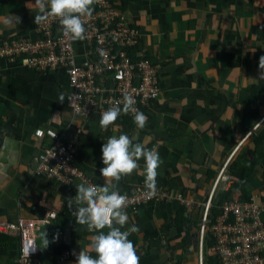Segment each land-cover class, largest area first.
<instances>
[{
  "label": "crops",
  "instance_id": "0c3cea01",
  "mask_svg": "<svg viewBox=\"0 0 264 264\" xmlns=\"http://www.w3.org/2000/svg\"><path fill=\"white\" fill-rule=\"evenodd\" d=\"M109 1L140 29L135 55L140 51L159 69L160 95L141 108L147 125L138 129L128 113L102 131L98 110L72 123L63 69H35L22 57L0 56V219L38 220L56 212L51 225L36 232L42 264H76L80 250L96 258L89 245L98 233L77 224L72 215L76 205L68 207V199L77 194L76 185L88 184L78 177L67 184L38 174L40 154L53 140L35 132L52 127L70 138L82 128L74 165L100 186L105 183L99 171L105 166L103 143L110 136L127 134L158 150L163 164L157 188L173 196L126 211L129 220L122 230L139 228L128 239L140 264H200L205 206L228 161L229 179L219 185L213 206L222 199H264V137L254 135L264 131V79H259L258 69L264 55V0ZM34 4L35 0H0V40L41 38ZM76 52L79 64L95 61L84 41L77 42ZM251 131L255 132L247 137ZM140 164V172L119 182L122 195L145 187L143 160ZM179 194L191 199L193 207L181 204ZM221 207L216 205L210 213L211 223L221 216ZM18 247L16 236L0 234V264H16ZM65 252L71 253L70 258L62 262L59 258ZM211 258L218 264L215 249L204 255V264Z\"/></svg>",
  "mask_w": 264,
  "mask_h": 264
},
{
  "label": "built area",
  "instance_id": "2783aa9c",
  "mask_svg": "<svg viewBox=\"0 0 264 264\" xmlns=\"http://www.w3.org/2000/svg\"><path fill=\"white\" fill-rule=\"evenodd\" d=\"M91 17H84L86 42L96 56L95 61L84 65L77 62L76 44L65 36L58 20L50 18L47 23L36 25L41 38L37 41L0 40V56L22 61L35 69H63L67 75L69 92L67 104L72 111V123L98 110L100 113L121 101L126 95L135 99V107L141 108L160 95L158 66L138 50L140 29L123 16L109 0H96ZM133 115L132 113H129ZM261 121L255 127L257 128ZM82 128L70 138L56 129H37L35 134L53 140L44 147L39 157L38 174H47L51 179L70 183L74 177L82 178L88 185L92 182L75 168L78 153L77 137ZM253 133L251 131L248 136ZM229 163V161H228ZM219 174L214 190L208 200L200 230V264H204V247L209 231L216 238L215 256L219 264H264V199L261 202L226 201L222 214L211 224L210 213L215 193L223 180L229 179L227 165ZM127 197L126 211H136L144 205L162 203L173 198L164 189L157 188L154 196L143 186L124 194ZM181 204L193 207L194 202L183 194L176 196ZM56 212L47 217L16 222L0 219V234L16 236L19 240L16 264H42L36 232L41 226H50ZM38 247L35 252L30 249ZM70 252L60 256V261L70 258Z\"/></svg>",
  "mask_w": 264,
  "mask_h": 264
},
{
  "label": "clouds",
  "instance_id": "9594fccd",
  "mask_svg": "<svg viewBox=\"0 0 264 264\" xmlns=\"http://www.w3.org/2000/svg\"><path fill=\"white\" fill-rule=\"evenodd\" d=\"M96 0H35L38 9L34 23L41 25L50 18L58 20L65 36L72 41H83L87 38L84 17H91L92 7ZM20 22L18 17H15ZM259 79H264V55L259 57ZM121 101L101 113L99 125L102 131L115 126L122 114L132 113L138 129H144L148 117L135 107V99L126 95ZM138 141V137L130 138L127 134L110 136L103 143L102 163L105 165L99 171L105 183L100 185H76L77 194L68 199V207L76 205L72 215L76 223L86 226L89 231L98 234L92 237L89 249L96 253L93 258L88 251L80 250L76 255V264H140V257L131 240L130 234L139 231L136 225L126 230L129 216L126 212L127 197L119 191L118 184L122 178L141 171L140 161L143 160L144 186L150 196L157 192L158 169L163 160L158 150L147 148ZM75 200V204L73 203ZM107 228V232L103 231ZM44 248L49 245L47 233L42 234ZM58 234L53 239H57ZM38 247L30 250L35 252Z\"/></svg>",
  "mask_w": 264,
  "mask_h": 264
},
{
  "label": "trees",
  "instance_id": "16d2710c",
  "mask_svg": "<svg viewBox=\"0 0 264 264\" xmlns=\"http://www.w3.org/2000/svg\"><path fill=\"white\" fill-rule=\"evenodd\" d=\"M260 126V125H259ZM259 126L257 127V128H255L254 130H257L258 128H259ZM255 131H253V133H254ZM252 133V134H253ZM256 137H264V131H262V130H259V131H257V132H255V134H254ZM246 165V164H245ZM244 165V166H245ZM223 197V196H222ZM223 198H225V197H223ZM226 201V200H225ZM225 201H223V199L219 202V204H217L216 203V200H215V207L213 206V208H211V214H212V212H214V210H215V208H216V205H218V207H221L222 205H223V203H225ZM151 204H153V203H151ZM145 206V205H144ZM143 207V206H142ZM221 209H222V207H221ZM128 211H131V210H128ZM214 223H216L215 221H213V223H211V224H214ZM215 247H216V238L214 237V234H213V232H211V231H209L208 232V234H207V236H206V241H205V247H204V255H207V253L209 254V251L210 250H213V249H215ZM205 261H206V259H205ZM209 262V264H214V261H213V259L211 258L210 259V261H208ZM217 262H218V264H219V261L217 260ZM206 264V263H205Z\"/></svg>",
  "mask_w": 264,
  "mask_h": 264
},
{
  "label": "rangeland",
  "instance_id": "374dc122",
  "mask_svg": "<svg viewBox=\"0 0 264 264\" xmlns=\"http://www.w3.org/2000/svg\"><path fill=\"white\" fill-rule=\"evenodd\" d=\"M249 133H250V132H249ZM249 133H248V134H249ZM251 135H252V134H251ZM247 137H249V136L247 135Z\"/></svg>",
  "mask_w": 264,
  "mask_h": 264
}]
</instances>
